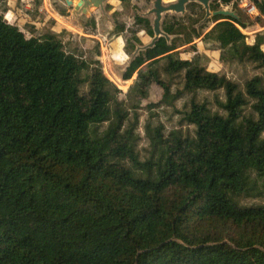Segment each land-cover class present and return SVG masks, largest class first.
Segmentation results:
<instances>
[{
	"label": "trees",
	"instance_id": "1",
	"mask_svg": "<svg viewBox=\"0 0 264 264\" xmlns=\"http://www.w3.org/2000/svg\"><path fill=\"white\" fill-rule=\"evenodd\" d=\"M250 1L264 14V1ZM238 2L213 0L212 11L232 5L239 20L214 17L211 29L195 28L204 12L194 3L184 16L166 15L162 29L174 39L124 73L128 81L201 37L248 73L213 74L176 95L170 106L189 95L179 112L187 133L167 132L151 113L143 155L140 114L122 110L109 80L92 81L95 61L0 17V264H264V203H245L264 200V30L246 43L237 27L253 23ZM209 61L201 55L195 80ZM188 65L168 56L169 75Z\"/></svg>",
	"mask_w": 264,
	"mask_h": 264
},
{
	"label": "rangeland",
	"instance_id": "2",
	"mask_svg": "<svg viewBox=\"0 0 264 264\" xmlns=\"http://www.w3.org/2000/svg\"><path fill=\"white\" fill-rule=\"evenodd\" d=\"M248 3V0H239L238 10L244 20L251 21L253 24L246 29L237 27V30L247 36L246 43L253 44L256 33L264 30V14H260L257 9V12L254 10L248 12L245 8ZM55 5L64 7L61 0H0V17L9 25L21 30L27 38L39 40L57 38L63 43L66 52L76 49L79 57L87 61H95L91 65L92 81L98 83L103 78L109 80L111 90L116 89L113 99L124 97L122 110L129 113L137 111L140 114L139 129L142 139L138 149L142 155L144 149L148 147L142 123L151 113L165 125L167 132L180 129L181 114L179 112L183 110L182 102L189 95L186 98H180L175 107L169 104L187 86L193 82L200 86H207L213 74H226L238 81H242L248 74L243 69L226 65L222 59V50L211 48L201 37L167 55L144 63L130 80L123 81L115 67L125 65L135 49L134 42L145 45L153 37L150 27L145 28L134 24L135 12L147 11L150 3L148 1L138 3L136 0H109L106 4V12L111 15L114 22L101 18L99 12H95L94 19L97 22L93 30L95 32L90 25H87V20L74 21L67 13L64 15L59 13ZM223 9L236 12L232 5ZM209 26L211 29L213 23L209 22ZM260 49L264 52V38ZM203 54L207 55L210 61L205 73L195 80L194 68L200 63ZM169 55L188 60L189 65L178 74L169 75ZM157 78L169 84V87L164 90L148 80L155 81ZM203 97L210 101L214 100L212 94L204 93ZM113 107L115 109V102ZM181 129L183 133H187L191 128ZM245 203L259 205L263 204L264 200L250 199Z\"/></svg>",
	"mask_w": 264,
	"mask_h": 264
},
{
	"label": "water",
	"instance_id": "3",
	"mask_svg": "<svg viewBox=\"0 0 264 264\" xmlns=\"http://www.w3.org/2000/svg\"><path fill=\"white\" fill-rule=\"evenodd\" d=\"M109 0H76L73 4L72 0H65L67 6L73 7L69 10L74 21H78L79 16L84 14L89 17L94 9L99 8L103 16L110 18V16L105 12V5ZM262 1V0H259ZM213 0H150V7L145 12H139L144 18L150 20V26L153 32V37L149 43L139 46H135L134 52L130 55L128 61L122 67H115V70L120 75L121 79L124 76L126 70L134 62V60L139 56L141 51H147L154 48L156 43H158L162 38L167 41L168 44L174 39V36H170L165 33L162 29V22L166 14L175 16H184L187 12V6L189 4H197L202 7L204 12V17L195 25V28L199 30L201 27L207 25L214 17H230L234 20H239V16L234 11H229L228 9H219L217 11H212L210 8ZM56 8L61 9L58 5Z\"/></svg>",
	"mask_w": 264,
	"mask_h": 264
},
{
	"label": "flooded vegetation",
	"instance_id": "4",
	"mask_svg": "<svg viewBox=\"0 0 264 264\" xmlns=\"http://www.w3.org/2000/svg\"><path fill=\"white\" fill-rule=\"evenodd\" d=\"M75 1H76V0H72L73 4L75 3ZM61 2L64 4V7L62 8V7L59 6V7L61 8V9H59V8H56V5H55V8H56L58 11H61V12H63L64 14L67 13L68 15L71 16V14L69 13V10L73 7V5H72V6H67L66 3H65V0H61ZM143 2H145V1H143ZM107 3H108V2H107ZM107 3H106V4H107ZM148 3H150V0L148 1ZM95 12H99L101 18H105V19L111 21L112 23L114 22V21L112 20L111 15H109V14L106 12V5H105V12L110 16V18H108V17H106V16H103V14H102V12L100 11V9L97 8V9H94V10L92 11V13L90 14L89 17H86L84 14H81V15L79 16V19H81V21H83V22L86 21V20H87V21H90V20L94 19V16H95L94 13H95ZM139 12H140V11H138V10L135 12V17H136V15H137V16H139L140 18L147 19V18L142 17V16L140 15ZM144 12H145V11H144ZM64 14H63V15H64ZM166 15H168V16H172V15H170V14H166ZM166 15H165V16H166ZM165 16H164V18H165ZM71 17H72V16H71ZM79 19H78V20H79ZM94 20H95V19H94ZM147 20H149V19H147ZM163 20H164V19H163ZM87 21H86V23H87ZM135 21H136V20H135V18H134V24L136 25V22H135ZM95 22H96V21H95ZM96 25H97V22H96ZM136 26H139V25H136ZM141 27H142V26H141ZM149 27L151 28V26H150V20H149ZM149 27H145V28H149ZM134 43H135V44H134L135 46H136V45L143 46V45L138 44V43H136V42H134ZM134 50H135V49H134ZM133 52H134V51H133ZM143 52H145V51H141L140 54L143 53ZM140 54H139V55H140ZM137 58H138V57H137ZM137 58H136V59H137ZM136 59H135V60H136ZM135 60H134V61H135ZM133 63H134V62H133ZM133 63H132V64H133ZM132 64L130 65V67L132 66ZM130 67H129V68H130ZM129 68H128V69H129ZM128 69H127V70H128ZM127 70H126V71H127Z\"/></svg>",
	"mask_w": 264,
	"mask_h": 264
},
{
	"label": "built area",
	"instance_id": "5",
	"mask_svg": "<svg viewBox=\"0 0 264 264\" xmlns=\"http://www.w3.org/2000/svg\"><path fill=\"white\" fill-rule=\"evenodd\" d=\"M248 4L246 5V10L249 12V11H255V12H257V10H256V7H255V5L250 1V0H248ZM251 2V3H250Z\"/></svg>",
	"mask_w": 264,
	"mask_h": 264
},
{
	"label": "crops",
	"instance_id": "6",
	"mask_svg": "<svg viewBox=\"0 0 264 264\" xmlns=\"http://www.w3.org/2000/svg\"><path fill=\"white\" fill-rule=\"evenodd\" d=\"M264 38V37H263Z\"/></svg>",
	"mask_w": 264,
	"mask_h": 264
}]
</instances>
